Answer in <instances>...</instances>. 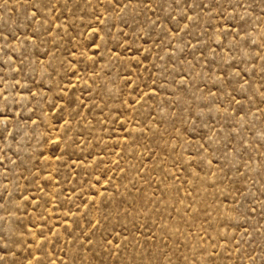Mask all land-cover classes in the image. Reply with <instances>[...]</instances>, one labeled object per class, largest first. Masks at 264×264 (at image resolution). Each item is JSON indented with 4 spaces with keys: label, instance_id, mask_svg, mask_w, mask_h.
Instances as JSON below:
<instances>
[{
    "label": "rangeland",
    "instance_id": "1",
    "mask_svg": "<svg viewBox=\"0 0 264 264\" xmlns=\"http://www.w3.org/2000/svg\"><path fill=\"white\" fill-rule=\"evenodd\" d=\"M0 264H264V0H0Z\"/></svg>",
    "mask_w": 264,
    "mask_h": 264
}]
</instances>
